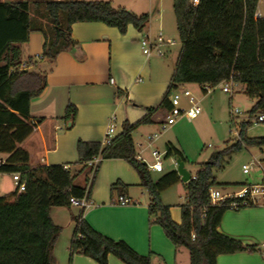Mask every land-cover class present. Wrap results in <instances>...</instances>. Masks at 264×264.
<instances>
[{
  "label": "trees",
  "instance_id": "obj_1",
  "mask_svg": "<svg viewBox=\"0 0 264 264\" xmlns=\"http://www.w3.org/2000/svg\"><path fill=\"white\" fill-rule=\"evenodd\" d=\"M41 2L45 3L52 23L54 37L49 41L47 31L34 25L31 14L32 5ZM258 5L259 0H201L194 7L189 0H174L182 46L160 105L147 108L145 116L135 123L125 121L122 131L110 144L79 139L78 167L67 168L62 164L32 167L29 152L21 146L36 127L31 119V100L47 85L46 73L31 69L37 67L32 57L23 60V45L29 42L32 31H42L46 39L42 57L53 60L61 48L76 44L71 30L77 22H102L125 34L130 25L143 31L150 14H136L124 6H114L110 0H0V154L8 155L0 165V173H19L20 181L26 186L25 190L16 188L0 194V264H55L53 251L62 227L52 220L51 207H71V197L88 198L101 162L114 158L129 161L138 172L140 185L151 198L152 221L162 227L174 245L189 250L190 264H217L220 254L263 252L259 245L244 244L218 230L225 212L231 209V202L241 200L233 197L217 204L211 202V188L232 185L218 182L213 174L220 153L201 165L196 178L184 183L187 198L181 205L178 223L172 218L171 206L164 204L161 197L165 190L181 181L178 171H169L156 181L147 164L137 158L132 135L140 125L163 122L172 107L170 94L185 84H198L205 89L232 78L236 84L234 92L238 86L242 87L254 102L249 114L264 113V16H256ZM77 112V106L70 103L64 119L74 123ZM250 124V120L241 123V140L237 139L231 148L264 149V136L246 135ZM98 155L102 158L99 165L89 166L88 162ZM167 155L187 161L183 151L172 144ZM85 171L92 178L86 177L87 185H76V179ZM121 186L123 183L117 181L112 189ZM249 206L253 205L236 210ZM82 209L79 215L72 216L75 230L69 264H73L76 254L88 256L99 264H108L111 255L125 264H152L151 255L140 254L126 241L115 240L94 229L84 218L85 208Z\"/></svg>",
  "mask_w": 264,
  "mask_h": 264
},
{
  "label": "crops",
  "instance_id": "obj_2",
  "mask_svg": "<svg viewBox=\"0 0 264 264\" xmlns=\"http://www.w3.org/2000/svg\"><path fill=\"white\" fill-rule=\"evenodd\" d=\"M124 2H127L124 7L140 14L137 7L141 0ZM258 9L264 16L260 4ZM153 20L152 13L143 31L130 25L125 34L102 22H77L71 30V36L76 41L74 46L61 48L53 60L42 57L40 62L33 59L37 67L31 69L45 72L47 85L39 96L31 100V119L36 127L21 144L29 152L32 167L62 164L67 168H76L79 139L103 142L111 116H116L118 134L125 121L135 123L145 116L147 108L160 105L170 83L161 74L160 68L149 65L153 56L147 57L140 43L143 35L155 37L162 32L164 26L161 14L159 33H154ZM47 36L49 41L50 37L48 34ZM45 40L44 32H31L26 45L33 47L30 55L32 58H38L37 54L42 55ZM166 51V55L170 54L172 46L167 47ZM111 79H114V83ZM186 85L188 84L182 86ZM237 91L243 92L242 87L238 86L235 92ZM70 103L75 104L78 109L74 123L64 119ZM163 122L140 125L132 133L134 142L136 133L143 131L141 136L148 138L155 133L156 125ZM155 141H149L146 147L140 141L139 149L136 146L137 155L142 157ZM7 156L0 154V159H6ZM150 171L152 175L157 172ZM164 174L157 177L153 175V178L157 181ZM13 175L0 173V194L16 189ZM263 178L264 174L248 183H258ZM117 181H121L123 186L116 189V194L113 191L109 193L107 188ZM180 182L185 183L182 180ZM75 184L84 186L76 181ZM120 195H125L131 203L119 204ZM161 197L163 203L169 205L164 201L163 193ZM88 199L90 204L84 209V218L97 231L115 240L126 241L140 254L151 255L152 264H190L189 250L184 246L174 245L162 227L152 221L149 214V192L140 185L139 174L129 161L122 158L103 160ZM82 211L81 207L74 205L51 207L52 220L62 227L53 251L55 264H69L70 244L75 230L72 216L79 215ZM237 211L225 212L218 227L219 232L244 244L259 245L264 252V206H249ZM172 215L176 222H180L179 218ZM247 252L220 254L217 264H236L238 255H248L245 254ZM73 264L99 263L88 256L76 254ZM108 264L125 263L111 255ZM239 264H264V259L242 260Z\"/></svg>",
  "mask_w": 264,
  "mask_h": 264
},
{
  "label": "rangeland",
  "instance_id": "obj_3",
  "mask_svg": "<svg viewBox=\"0 0 264 264\" xmlns=\"http://www.w3.org/2000/svg\"><path fill=\"white\" fill-rule=\"evenodd\" d=\"M112 3L114 6H124L127 2H124V0H115V2ZM259 4L261 9L264 10V2L259 0ZM137 9L140 14L150 13L152 15L153 13V30L155 34L159 33V17L161 14V20L164 26L162 27L163 34L177 41V44L172 46V52L167 54L166 57L160 58L153 55L149 61V65L153 68L157 67L161 69V74L166 77L170 83L174 74L179 51L182 46L177 31L174 0H141L140 6H138ZM31 14L34 20V25L43 27L52 40L54 33L52 31V23L48 17L45 3L41 2L39 4H33ZM62 19L65 22L66 16L64 13ZM32 49V45H23L22 53L24 61L29 57H32L30 56L33 53ZM32 59L41 62L40 58L33 57ZM223 86L224 84L221 83L209 93L203 91L202 87L198 84H188L184 86L192 91L195 100L199 102L202 108V112L196 119H181L173 128L166 127L163 129L162 124H157L155 132H159L160 136L153 143V146L149 148L148 152L143 154L142 157L145 158L146 162L149 164L154 163V158L151 156L150 151L152 149H158L160 152L164 153L162 161L165 171L163 173L176 170L177 158L167 155L168 146L172 144L174 147L184 152L187 157L185 167L192 176H195L204 162H208L213 154L220 153V158L213 167V174L218 182L232 184L227 188H218L223 192H236L240 187L234 184L243 182L248 183L249 181H252L253 178L263 175V149L257 147L233 149L231 146L237 140L236 132L240 130L242 122L247 120L251 121V124L246 128V135L248 137L264 136V125L255 124L256 116H251L249 114V111L253 106V101L249 99L244 92L237 91L233 93H225L222 91ZM186 101L187 99H182L180 100V104L185 103ZM234 108H237L240 113L232 114ZM142 132L143 131H139L136 133L135 137L138 149L140 141L145 147L149 145L148 138L141 136ZM245 164L252 166L250 174H245L243 172V165ZM163 173L154 172L153 175L154 177H157ZM88 176L92 178L93 175L85 171L77 178L76 183L87 185L86 177ZM91 180L88 183L89 187L92 184ZM261 181L262 179L259 182ZM115 183L116 182L113 184ZM113 184L107 188V191L109 193L113 191V193L116 194L117 190L112 189ZM185 193L186 189L182 182L173 185L163 192L164 201L171 205V215L174 214V216L180 219V222L182 216L181 205L186 203ZM227 212L234 213L238 211L230 209ZM173 220L175 221L174 218ZM240 252L243 251L235 253L242 254ZM227 254L230 255L232 253ZM245 254L248 255H238V259L235 263L239 264L242 260H255L256 258L264 259V252L248 251Z\"/></svg>",
  "mask_w": 264,
  "mask_h": 264
},
{
  "label": "built area",
  "instance_id": "obj_4",
  "mask_svg": "<svg viewBox=\"0 0 264 264\" xmlns=\"http://www.w3.org/2000/svg\"><path fill=\"white\" fill-rule=\"evenodd\" d=\"M190 3L196 7L200 4L201 0H189ZM264 2V0H262ZM256 16H263L261 11L257 9ZM142 50L147 57H151L153 55L164 57L166 55V48L169 46H173L177 43L175 39L167 38L162 32H160L157 36L153 37L151 35L145 34L140 40ZM38 58H42L41 54H37ZM111 82L114 83V79H111ZM224 86L222 90L226 93H233L236 84L233 79H229L223 82ZM215 87L206 86L205 89H202L206 93L214 90ZM186 100L185 103L180 104V100ZM169 100L172 103V107L168 111L164 122L162 123L163 129L166 127H171L175 125L181 119L193 120L196 119L202 112V108L198 101L195 100L194 95L190 89L184 86H180L172 91L169 96ZM240 113L237 108L233 109L232 114ZM255 124H263L264 125V113H260L255 118ZM116 135V116H111L109 119L108 129L106 131L105 139L103 141L104 145L110 144L113 138ZM160 136L159 132H155L151 134L148 139L151 142L157 140ZM237 139L241 140L240 130L236 132ZM152 157L154 158V163L149 164L146 160L137 155V158L141 161H144L149 170L162 172L164 171L163 158L164 153L160 152L158 149L151 150ZM102 158L100 155L94 156L89 162V166H98L101 162ZM5 162V159H0V165ZM260 163V162H258ZM261 165V164H259ZM262 167V166H261ZM252 166L249 164L243 165V172L245 174L251 173ZM14 182L16 188L19 190H25V183L20 181V174L15 173L13 175ZM191 178H196V176H192ZM240 198L241 200H234L231 202V209L236 210L242 206H264V178L259 183L248 184L243 187H240L236 192H223L216 187L210 189V199L213 204H217L220 201L225 200L226 198ZM70 202L74 206H78L81 208H86L89 206L90 202L87 197L83 199H78L76 197H71ZM118 202L121 205H127L131 203V200L127 198L125 195H120L118 197Z\"/></svg>",
  "mask_w": 264,
  "mask_h": 264
},
{
  "label": "water",
  "instance_id": "obj_5",
  "mask_svg": "<svg viewBox=\"0 0 264 264\" xmlns=\"http://www.w3.org/2000/svg\"><path fill=\"white\" fill-rule=\"evenodd\" d=\"M177 171L181 177L183 182H188L191 179V173L186 169L185 162L182 161L180 158H177Z\"/></svg>",
  "mask_w": 264,
  "mask_h": 264
}]
</instances>
